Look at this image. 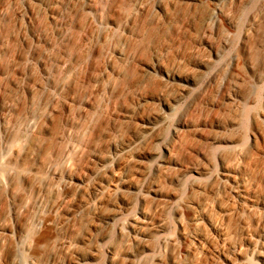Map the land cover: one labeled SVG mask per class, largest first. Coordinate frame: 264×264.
Here are the masks:
<instances>
[{
	"label": "rangeland",
	"instance_id": "1",
	"mask_svg": "<svg viewBox=\"0 0 264 264\" xmlns=\"http://www.w3.org/2000/svg\"><path fill=\"white\" fill-rule=\"evenodd\" d=\"M0 264H264V0H0Z\"/></svg>",
	"mask_w": 264,
	"mask_h": 264
},
{
	"label": "bare ground",
	"instance_id": "2",
	"mask_svg": "<svg viewBox=\"0 0 264 264\" xmlns=\"http://www.w3.org/2000/svg\"><path fill=\"white\" fill-rule=\"evenodd\" d=\"M210 20H211L210 22H212V21L214 20V17L211 16V19H210ZM182 80H183L185 83H188V82L190 81L189 78H182ZM151 123H152V122H151ZM144 127H145V126H144ZM146 127H147V126H146ZM148 127L150 128L151 126H148ZM157 127H158L157 125H153V126L151 127L152 131H154ZM142 141H144V135L140 136V137L135 141V144L137 145V144H139V142H142Z\"/></svg>",
	"mask_w": 264,
	"mask_h": 264
}]
</instances>
